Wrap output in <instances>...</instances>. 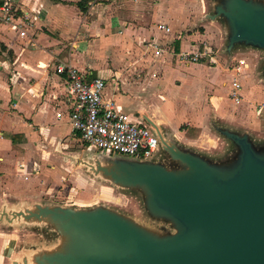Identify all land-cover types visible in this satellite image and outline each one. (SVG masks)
I'll return each instance as SVG.
<instances>
[{
	"label": "crops",
	"instance_id": "obj_1",
	"mask_svg": "<svg viewBox=\"0 0 264 264\" xmlns=\"http://www.w3.org/2000/svg\"><path fill=\"white\" fill-rule=\"evenodd\" d=\"M4 1L17 8L25 35L0 20V210L17 209L10 197L38 195L31 175L39 161L32 148L40 157L52 152L48 159L60 167L66 161L56 146L76 138L64 75L54 70L59 62L102 77L106 98L193 150L217 155L215 127L264 131V110L258 108L264 105V51L239 44L230 60L218 53L213 61L178 56L203 41L219 48L224 40V28L204 20L205 0H82L83 11L80 0ZM159 23L170 30L158 29ZM238 60L243 67L236 102L229 89L231 63ZM220 63L229 75L217 81Z\"/></svg>",
	"mask_w": 264,
	"mask_h": 264
},
{
	"label": "water",
	"instance_id": "obj_2",
	"mask_svg": "<svg viewBox=\"0 0 264 264\" xmlns=\"http://www.w3.org/2000/svg\"><path fill=\"white\" fill-rule=\"evenodd\" d=\"M204 4V20L225 31L218 54L230 60V51L239 44L264 51V0H223L210 13ZM143 124L157 140L150 155L90 145L86 150L117 156L115 169H97L116 181L145 186L152 211L173 221L177 231L158 237L104 208L77 218L68 211L54 212L69 217L80 235L69 242L76 249L66 246L60 259L65 264H264V131L215 127L216 155L209 148L197 151L182 145L148 117ZM160 151L183 166L167 168ZM78 152L66 160L69 169L77 164ZM127 157L136 160L127 164Z\"/></svg>",
	"mask_w": 264,
	"mask_h": 264
},
{
	"label": "rangeland",
	"instance_id": "obj_3",
	"mask_svg": "<svg viewBox=\"0 0 264 264\" xmlns=\"http://www.w3.org/2000/svg\"><path fill=\"white\" fill-rule=\"evenodd\" d=\"M219 1L223 0H205L207 12L210 13L213 5ZM218 21L224 25L223 18ZM210 47L217 56L218 47L213 42ZM215 58L205 60L213 61ZM222 67L224 65L220 63L218 74L215 75L217 81L229 75ZM73 137L62 140L63 144L55 148L65 161L72 151H79L77 164L70 169L65 162L60 167L53 164L48 159L53 155L52 152L40 157L31 149L33 160L39 161L38 173L33 171L31 175L34 177L32 188L38 195L33 200L26 198L22 201L10 197L17 209L0 210V264H65L60 255L66 251V245L72 238L76 239L80 235L69 224V217L60 218L54 212L64 214L68 211L71 217L77 218L81 212L104 208L158 237L169 236L177 231L173 221L152 211L145 186L116 181L97 169L98 165L115 169L117 156H102L96 150H86V144L79 135L76 133V138ZM160 152L165 158L163 165L167 168L178 169L183 166L169 158L166 152ZM125 159L127 164L136 160L130 157ZM24 178L27 176L24 175ZM20 205L22 208L18 209ZM44 208L46 211H39Z\"/></svg>",
	"mask_w": 264,
	"mask_h": 264
},
{
	"label": "built area",
	"instance_id": "obj_4",
	"mask_svg": "<svg viewBox=\"0 0 264 264\" xmlns=\"http://www.w3.org/2000/svg\"><path fill=\"white\" fill-rule=\"evenodd\" d=\"M0 20L11 24L20 35H25L17 8L11 3H0ZM157 28L168 32L170 28L163 23ZM193 50H180L179 58L185 62H196L215 57L206 41ZM242 61L231 63L229 95L239 102L241 99L239 77L242 74ZM55 72L64 75L66 91L70 101L69 120L73 132L84 144L97 149L127 155H150L156 148V137L143 123L124 112L111 98L104 96L105 80L102 77H88L87 73L68 62L55 65ZM264 110V105H258Z\"/></svg>",
	"mask_w": 264,
	"mask_h": 264
},
{
	"label": "trees",
	"instance_id": "obj_5",
	"mask_svg": "<svg viewBox=\"0 0 264 264\" xmlns=\"http://www.w3.org/2000/svg\"><path fill=\"white\" fill-rule=\"evenodd\" d=\"M78 7L80 8V10H85V5H84V2H82V0H80L78 3H77Z\"/></svg>",
	"mask_w": 264,
	"mask_h": 264
},
{
	"label": "flooded vegetation",
	"instance_id": "obj_6",
	"mask_svg": "<svg viewBox=\"0 0 264 264\" xmlns=\"http://www.w3.org/2000/svg\"><path fill=\"white\" fill-rule=\"evenodd\" d=\"M134 118H136V119H137V121H139V122H141V123H143V122H144L143 118H142V117H140V116H134Z\"/></svg>",
	"mask_w": 264,
	"mask_h": 264
},
{
	"label": "bare ground",
	"instance_id": "obj_7",
	"mask_svg": "<svg viewBox=\"0 0 264 264\" xmlns=\"http://www.w3.org/2000/svg\"><path fill=\"white\" fill-rule=\"evenodd\" d=\"M71 245H72V244L68 243L66 246L68 247V249H72V248H73V249H74V248L76 249L75 246L72 247ZM71 247H72V248H71Z\"/></svg>",
	"mask_w": 264,
	"mask_h": 264
}]
</instances>
